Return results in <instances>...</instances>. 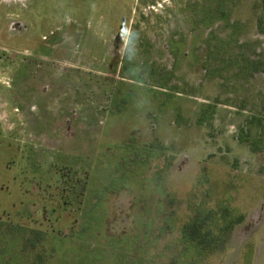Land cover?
<instances>
[{
  "label": "rangeland",
  "instance_id": "obj_1",
  "mask_svg": "<svg viewBox=\"0 0 264 264\" xmlns=\"http://www.w3.org/2000/svg\"><path fill=\"white\" fill-rule=\"evenodd\" d=\"M223 208L201 259L183 227ZM2 222L0 264H264L261 0H0Z\"/></svg>",
  "mask_w": 264,
  "mask_h": 264
},
{
  "label": "trees",
  "instance_id": "obj_2",
  "mask_svg": "<svg viewBox=\"0 0 264 264\" xmlns=\"http://www.w3.org/2000/svg\"><path fill=\"white\" fill-rule=\"evenodd\" d=\"M261 2L262 10L264 12V0H261ZM230 213L231 211L228 208H223L220 212L207 211L206 213H202L199 211L195 214V217L190 222L184 225L182 230L183 239H185V242L187 244L195 247V249L197 250V255H199L201 259H205L214 255L215 253L222 252L225 249L227 242L230 241V238L233 235L234 228L242 223L243 220H245V217L243 215L236 216L233 213ZM219 219H224L222 224L219 223ZM3 224V222L0 223V227L3 226ZM5 225L9 224L5 223ZM7 228V231L15 234L18 233L17 235L22 238V243L20 244L21 247L19 249L20 252L27 251L25 250L27 248H29L31 252H33L38 247L42 248L46 245H49L47 244L48 238L45 232L29 230L26 227L14 225L8 226ZM7 231L5 234L8 235L9 233ZM59 242H61L60 239ZM53 248L58 253L62 251L60 243L58 249L57 247ZM76 249L79 250V253H77L78 258L76 259L78 264H86V262H92V264H95V255L90 259L89 256H86L87 252L84 251V248L81 249L79 244L76 248L67 249V251L65 249L64 253H67L68 255L69 252L75 251ZM3 251L4 249L0 251L2 257L4 256ZM30 256L32 255L28 254L27 257L31 258ZM32 259L33 261L31 260V262L33 264H41L42 262H44V260H46V262L50 264V256H48L47 252L43 249H41V251L35 255V258L32 257ZM87 259L89 260L87 261ZM112 259H114L115 262L119 263L121 261L123 263V260L124 262L128 261V256L122 251L119 252L118 255H114ZM133 262L134 264H141L142 259L140 257H137ZM196 262L199 263L200 261L196 260Z\"/></svg>",
  "mask_w": 264,
  "mask_h": 264
},
{
  "label": "crops",
  "instance_id": "obj_3",
  "mask_svg": "<svg viewBox=\"0 0 264 264\" xmlns=\"http://www.w3.org/2000/svg\"><path fill=\"white\" fill-rule=\"evenodd\" d=\"M51 103H53V106H54V101H51V102L48 101V105L51 104ZM43 104H44V102H43ZM53 108H52V110H53ZM46 110H48V108ZM36 119L39 120L40 118L39 117H36ZM50 133L52 134V130L50 131Z\"/></svg>",
  "mask_w": 264,
  "mask_h": 264
}]
</instances>
